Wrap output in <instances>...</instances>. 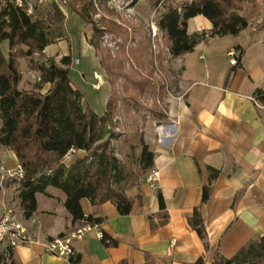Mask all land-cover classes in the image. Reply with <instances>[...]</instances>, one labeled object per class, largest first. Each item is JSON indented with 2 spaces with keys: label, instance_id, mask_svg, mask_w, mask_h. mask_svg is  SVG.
Segmentation results:
<instances>
[{
  "label": "crops",
  "instance_id": "1",
  "mask_svg": "<svg viewBox=\"0 0 264 264\" xmlns=\"http://www.w3.org/2000/svg\"><path fill=\"white\" fill-rule=\"evenodd\" d=\"M71 17L80 21L76 15L66 16V21ZM210 29L202 16L188 21V34ZM61 44L65 40L47 46L44 55L70 54L67 46L59 50ZM231 51L235 60L239 58V67L232 72ZM22 64L19 88L29 89L39 77L25 67L27 81L23 83ZM171 65L180 75L176 97L165 98V130L150 128L145 137L154 154L146 176L157 172L158 181L152 187L144 176L127 190L134 198L127 216H120L111 203L93 207L88 200H80L85 216L103 218L101 224L73 240L80 264H144L146 256L150 264H193L199 258L210 264L217 253L230 258L251 240L264 237V104L255 99L260 104L257 107L250 100L255 90L264 91V30L249 26L236 36L201 42ZM48 88L45 85L42 93ZM84 154L72 152L66 166ZM18 166L14 153L0 148V168L15 170ZM208 168L219 174L209 200L201 204ZM157 192L163 197L168 220L152 229L150 220L159 223ZM63 201L64 196L52 188L47 195H36V213L25 219L36 241L15 249L19 264H70L44 248V243L61 234L86 226L71 224ZM195 208L204 222L207 249L187 223ZM103 233L117 245L103 247Z\"/></svg>",
  "mask_w": 264,
  "mask_h": 264
},
{
  "label": "trees",
  "instance_id": "2",
  "mask_svg": "<svg viewBox=\"0 0 264 264\" xmlns=\"http://www.w3.org/2000/svg\"><path fill=\"white\" fill-rule=\"evenodd\" d=\"M28 1L0 0V148L14 153L23 172L17 194L22 215L25 219L31 218L37 210L36 195H47V189L52 188L64 196L63 208L71 224L97 226L103 221L101 217L85 216L80 206L81 199L88 200L93 207L111 203L120 216H127L134 201L127 195V190L146 176L153 166L154 154L137 128L131 138L125 139L131 144V150L134 147L140 149L134 160L135 171L132 172L116 157L112 146L117 138L113 132V120L120 115L121 98L116 95L111 83L113 88L102 115L82 106L83 95L72 86L69 77L72 56L68 54L57 60L56 57L44 55L47 46L67 40L64 14L55 3H51L44 14H29ZM240 2L185 0L178 5H162L156 27L166 40L169 57L178 59L193 52L198 44L207 39L236 36L248 28V18L238 12ZM69 12L86 25H92V15L87 7L75 9L69 6ZM197 16L208 20L211 29L188 34V21ZM94 31L99 37L101 32ZM97 42H90L96 56L100 51ZM4 43L6 53L2 51ZM135 47L129 51L133 58L144 50L140 41ZM120 49L123 53V45H120ZM108 58L101 57L99 60L106 75L111 70L106 65ZM19 60L27 62L28 70L38 75L39 81L34 87L19 88ZM238 67L239 58L230 72ZM133 84L139 95H144L150 87L147 81ZM45 85H49V88L42 93ZM253 96L264 104V91L257 89ZM130 101L137 109L136 100ZM129 105L126 116L130 115ZM134 141L135 144L132 143ZM76 151L85 154L66 166L65 157ZM207 170L209 181L202 187L201 204L209 200L212 184L219 174L217 170ZM156 198L160 211L159 223L155 225L150 220L152 229L165 225L168 220L160 192H157ZM187 223L207 249V234L199 208L193 210ZM100 242L106 248L117 245L105 233ZM80 260V254L74 253L68 262L80 264ZM150 262L149 256H146L144 264ZM0 264H19L15 251H1ZM119 264L127 263L121 261ZM193 264H204V260L199 258ZM210 264H264V237L251 240L230 258L217 253Z\"/></svg>",
  "mask_w": 264,
  "mask_h": 264
},
{
  "label": "rangeland",
  "instance_id": "3",
  "mask_svg": "<svg viewBox=\"0 0 264 264\" xmlns=\"http://www.w3.org/2000/svg\"><path fill=\"white\" fill-rule=\"evenodd\" d=\"M182 1L185 0H29L27 4L29 14H44L51 3L58 5L64 14L67 40L64 46H59V50L67 46L71 52L69 77L72 85L83 95V107L102 115L113 84L114 92L121 98V102L120 115L113 120V132L117 138L112 146L116 157L132 172L135 171L134 160L140 149L134 147L131 150V144L125 142V139L131 138V134L138 128L145 142L148 129L155 130L164 126L165 98L177 95L176 81L180 70L171 65L174 59L167 53V43L156 27V18L162 5H178ZM156 3L159 4L155 6ZM239 5L238 12L248 18L250 27L264 30V0H241ZM69 6L75 9L87 7L92 15V25H86L75 17L66 21V16L75 15L70 14ZM94 30L101 32L99 37ZM138 41L142 42L144 50L133 58L129 51L136 48ZM90 42L98 43L99 55H95ZM120 45L124 47L123 53L120 52ZM6 47L4 43L3 53H6ZM108 56L106 65L111 70L106 75L99 60ZM20 61L23 63L24 83L27 81V62ZM144 81L150 87L144 95H139L133 82ZM130 99L136 100L137 109ZM128 104L130 115L126 116Z\"/></svg>",
  "mask_w": 264,
  "mask_h": 264
},
{
  "label": "built area",
  "instance_id": "4",
  "mask_svg": "<svg viewBox=\"0 0 264 264\" xmlns=\"http://www.w3.org/2000/svg\"><path fill=\"white\" fill-rule=\"evenodd\" d=\"M232 57L231 62L235 65V52L228 53ZM78 60L75 61V64ZM180 101L181 98H178ZM255 106L260 104L255 98H250ZM159 132L165 130V127L159 126ZM69 155L65 157L67 161ZM23 176L22 169L18 166L15 170H6L0 168V252L6 249L15 251L20 246H26L36 241L32 230L25 224V218L22 215L19 199L17 197L20 180ZM145 181L150 185L158 181V173H149ZM91 226L86 225L66 235L56 237L51 241L44 243V248L47 253L53 256L69 259L74 254L72 242L75 239H80L83 233L90 229Z\"/></svg>",
  "mask_w": 264,
  "mask_h": 264
}]
</instances>
